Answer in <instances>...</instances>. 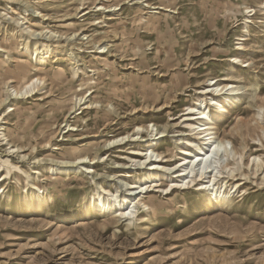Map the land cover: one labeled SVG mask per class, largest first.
<instances>
[{
  "label": "rangeland",
  "instance_id": "1",
  "mask_svg": "<svg viewBox=\"0 0 264 264\" xmlns=\"http://www.w3.org/2000/svg\"><path fill=\"white\" fill-rule=\"evenodd\" d=\"M99 4L111 10L97 11ZM245 9L255 13L247 17ZM0 13H7L0 14V49L9 53L8 61L0 51V98L16 57L28 72L10 84L37 76L44 87L10 102L13 111L0 108V131L26 154L6 155L8 145L0 141V159L30 175L0 183V264H264V172H255L252 160L259 155L264 161V0H0ZM16 16L24 18L22 26ZM245 17L251 22L244 24ZM26 25L55 37L36 40L22 30ZM35 41L50 45L38 51L41 65ZM232 56L238 59L232 62ZM206 79L238 88L221 95L226 111L215 130L217 139L230 141V159L231 146L243 156L229 182L237 183L226 196L229 203L215 202L223 189L203 192L190 185L169 193L174 173L158 176L161 171L131 161L141 159L131 152L149 143L168 160L161 165L180 161L179 148L193 138L181 114L200 99L207 103L209 95L199 94ZM88 89L97 107L71 114L77 131L69 137L64 120L74 96ZM238 121L241 134L233 129ZM149 124L165 129L164 135L151 141L144 130L135 141L129 136L107 146ZM81 154L97 156L94 172L49 181L54 174L48 167ZM149 176L163 183L150 186L148 215L142 222L113 221L128 188ZM32 184L39 196L51 197L42 207L29 205ZM100 186L114 194L99 192L113 202L108 214L88 203Z\"/></svg>",
  "mask_w": 264,
  "mask_h": 264
},
{
  "label": "bare ground",
  "instance_id": "2",
  "mask_svg": "<svg viewBox=\"0 0 264 264\" xmlns=\"http://www.w3.org/2000/svg\"><path fill=\"white\" fill-rule=\"evenodd\" d=\"M96 10L97 11L105 10L109 12L111 9L106 10L105 5L99 4ZM245 13L247 17H249L252 16L255 13V11L254 9H245ZM0 14L6 15L7 13L6 14L0 13ZM23 19H24L23 17L18 16L15 20V24L17 25L20 24L22 26V24H24L22 23ZM250 22L251 21L245 17L243 23L247 24ZM22 30L29 36L36 37L34 38L36 40L38 38L52 39L53 37H55L54 32L45 30L44 28L36 30L31 28L29 25H26L22 28ZM37 44L39 43L35 41L33 46V54H36L35 55V60L37 61L36 65H41L42 56L41 57L39 56L40 58L37 57L38 51L40 50V47H42L43 48L42 50H46L47 52L50 48V45L44 44V42H41L39 45ZM24 47H25V51H27L28 44L26 43ZM0 51L3 54H6V59L9 61V53L7 52V50H5L3 47L2 49H0ZM98 53H103V51H99ZM232 58H233L232 62L238 59L237 56H232ZM15 61H16L15 68L9 70L8 72L9 75L5 77V79L8 80L6 83V95L5 97L0 98V108L2 105H5V109L6 110L9 109L8 111L14 110L9 104L10 102L23 99L25 97H32L33 95L36 94L37 91L42 90L44 88V87H38L40 85V81L43 78H41L40 80L37 76H31L25 78L24 80L22 79L23 81L17 86L11 85L10 83L13 81L12 80L13 78H16L21 74L24 75L28 72V64L25 61L20 60L19 57L18 58L16 57ZM72 73L73 76H76L78 74V69L73 68ZM223 79H227V78H223ZM205 82H209V84L205 85V87L202 88V91H200L199 94L201 96L209 95L207 103L205 102L207 97H205L204 99H200L195 104L193 102L194 105L187 106L184 109L185 112L181 114L182 121L183 123H185V126L189 128V131L191 133L190 135H192L193 138L186 139L184 144L188 146V148H182V147L179 148L178 153L182 155L180 161L177 162L175 165L171 164L172 165L171 167H166L161 165L162 162L165 163L168 160L165 159V156H162L161 153H157L153 150L154 147L153 143L151 144L149 143L144 151L131 152L132 154L141 157V159L138 160L131 159V161L134 162L135 165H138L137 167L139 168L146 163L149 167L148 169L154 171V173H158L161 171V174L158 176H166V174H170V172L174 173L175 175L173 177H176L177 180L169 181L170 184L169 193H171L174 189H177L179 187L189 188L190 185L196 187L197 189L203 192L221 191L223 189L222 197L215 198V202L229 203L231 200H229V198L226 199V196L230 194V190L233 189V187L237 186V183L231 185V183L229 182L231 179H233L236 176L234 172L237 169L240 170L239 163L242 162L243 156L240 149H233V147L231 146L230 148L233 156L232 159H230L226 147L227 143L230 141L224 138L217 139L215 136L216 133L215 130L217 128L218 123L223 120L225 116L224 111H226L224 103L220 101L221 95L227 92L225 97H227L228 95L230 97L235 93V91H237L238 88L236 86L229 85V83L219 84L217 83V80L214 81L213 79H206ZM92 93L93 91H89L88 89L81 96H74L75 98L73 105L70 107L67 117L64 120L66 123L63 124V128L67 127V130L65 131L63 130V133L65 134L68 133L69 137L72 135V132L77 131L75 125L69 123V118L71 114H74L76 113V111L79 110L81 111L88 109L91 110L97 107V105L96 104L94 105V102L91 100ZM202 104L204 105L202 106ZM211 108L214 111H216V114L214 113L215 114L214 116L209 115ZM263 108L264 106L259 107V109H263ZM81 111L77 112V114L81 113ZM3 115H5L4 111L3 113L0 114V120L3 119L1 118V116ZM239 122L241 121H238L233 129L234 131L241 134V128L238 127ZM153 127L154 124L151 125L149 124V126H147L145 129L141 125H136L131 135L125 134L110 139L107 142V146L113 147L114 145H118L124 141H129V136H132L133 138L132 141H135L136 138L133 135L135 134L138 136V134L142 133L144 130L146 133H148L149 137L151 138V141H153L154 139H158L164 135L163 133L165 132V129L162 130L158 128L154 129ZM148 128H150V131ZM261 128L264 129V127ZM0 130H3V127ZM61 130L58 131L59 135L61 134ZM0 136H1L0 141H3L4 144L8 145L6 155H9L10 153L20 154L19 152H21L20 150L21 147L10 145L7 136L3 131H0ZM64 139L68 140V138H64ZM47 143H49V141ZM19 156L21 159H24L26 157V154L23 155L20 154ZM96 158L97 156L90 157L86 154L77 155L73 158H68V159L62 158V160L56 162L57 163V165H55L56 167H48L49 171H51L52 174H54L53 178H48V179L49 181L51 179L56 180L59 175L68 174L69 172H80L85 174L92 173L94 172V170L91 169V165L95 163ZM223 159H225L224 163H223ZM252 160L254 162L255 172H257L258 170H261V173L264 172V167H262L264 161L259 157V155H255L252 158ZM231 164H237L236 166L237 168L230 167ZM241 164L244 163L242 162ZM37 172L38 171H36L35 173L37 174ZM20 173H24L27 179L30 177V175L27 174L25 171H22V169L19 166L11 164L8 160L0 159V183L6 181L7 179H12V178L19 180ZM240 175L245 176V172L243 171L240 172ZM147 178H151V177L149 176ZM143 180H145V177L143 178ZM55 182L56 181H51L48 185L56 186ZM162 183L163 181L161 180V178L159 179L151 178V180L149 181L145 180L144 182H135L133 185H131L128 188V192L121 197L120 200L121 202H119L118 204L119 208L115 210V215H113V221L117 222L119 221L120 218H125V220H128L129 222H131L132 220L133 221L141 220L142 222L145 216L148 215L149 212L148 209H150V207L147 204V200L145 199L148 192L152 191V189L150 190V186L160 188ZM30 186H31L32 198L30 199L31 201L29 202V205L31 207L33 208L42 207L45 204H47L49 200H51L50 195L48 198V197L39 196L37 194L40 191L39 187L33 184ZM1 187L2 185L0 184V188ZM45 188L48 187L46 186ZM99 192L101 193L103 192V195L104 194L108 195L109 193V191H107L102 186H100V190L96 191L97 196L95 197L92 196V199H90L91 201L88 203L92 207L99 206V209L97 210L98 212H101L102 214H108L109 208L110 207L112 208L113 206V202L112 201L106 202V200L103 199L104 198L103 195H101ZM109 194L112 197L114 196L113 193H109ZM98 200L100 203H98ZM125 205L126 207H124ZM144 208H146L147 211L146 210L144 211L143 210Z\"/></svg>",
  "mask_w": 264,
  "mask_h": 264
}]
</instances>
